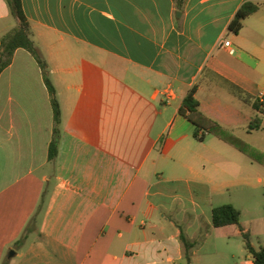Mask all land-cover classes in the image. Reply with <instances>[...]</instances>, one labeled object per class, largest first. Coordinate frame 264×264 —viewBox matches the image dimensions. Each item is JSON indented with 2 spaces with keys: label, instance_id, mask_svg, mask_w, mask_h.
Segmentation results:
<instances>
[{
  "label": "crops",
  "instance_id": "crops-1",
  "mask_svg": "<svg viewBox=\"0 0 264 264\" xmlns=\"http://www.w3.org/2000/svg\"><path fill=\"white\" fill-rule=\"evenodd\" d=\"M177 1L20 0L60 139L49 162L50 96L17 49L0 73V264H214L247 234L214 227L211 212L230 187L264 188V145L249 139L264 114L248 130L254 105L264 113V0ZM248 2L258 10L230 32ZM18 24L0 0V42ZM192 88L257 161L193 137L179 114ZM166 165L187 177L166 178Z\"/></svg>",
  "mask_w": 264,
  "mask_h": 264
},
{
  "label": "trees",
  "instance_id": "trees-1",
  "mask_svg": "<svg viewBox=\"0 0 264 264\" xmlns=\"http://www.w3.org/2000/svg\"><path fill=\"white\" fill-rule=\"evenodd\" d=\"M6 2L12 15L19 21V24L16 29H14L7 36L1 39L0 73L11 63L12 56L17 49H23L27 51L40 67L45 86L50 96L53 110L54 127L52 140L48 148V161L54 162L58 153L60 139L59 125L61 121V114L56 97V91L50 81L47 65L42 59L38 49L31 39L28 23L21 9L20 0H6ZM182 4L183 0L177 1L178 7H181ZM257 10L258 6L256 4L250 2L245 3L237 11L233 21L230 23V32L238 34L242 29V22L246 18L254 14ZM195 93L196 88H192L191 90H189L184 100L182 101L181 107L179 108V114L186 118L194 127L193 137L196 140L202 141L206 134L214 136L215 138L233 147L240 153L246 155L251 160L257 161L259 155L258 152L250 148L240 138L232 135L218 123L200 112L199 104L195 99ZM254 110L256 111V113H259V115H256L250 122L248 126V130L250 131L258 130L260 128V125L262 123V116L264 114L263 111L259 110L255 105ZM199 132H202V134L199 135ZM211 222L212 225L216 228L224 226H236L240 231H242V228L240 226V212L231 205H222L213 208L211 212ZM242 237L246 240L245 248L252 257V264H264V245L259 247L258 250H254L248 242V234H242ZM181 241L184 244L187 253L189 244L184 240L183 236L181 237ZM186 259H189L187 255Z\"/></svg>",
  "mask_w": 264,
  "mask_h": 264
},
{
  "label": "rangeland",
  "instance_id": "rangeland-1",
  "mask_svg": "<svg viewBox=\"0 0 264 264\" xmlns=\"http://www.w3.org/2000/svg\"><path fill=\"white\" fill-rule=\"evenodd\" d=\"M12 20V19H11ZM9 34V33H8ZM7 34V35H8ZM6 35V36H7ZM250 140H254L260 145H264V131L253 134ZM166 178L187 177L186 173L170 169L169 165L163 168ZM231 205L241 212L240 224L248 234V242L255 249L264 245V188L258 187L250 189L247 187H230L224 196H217L213 199V206ZM228 255L223 253L222 257L216 256L214 264H250L249 253L245 249L246 240L242 236L228 238ZM231 255L237 256L231 259ZM229 257V258H228ZM201 264H209L208 260H203Z\"/></svg>",
  "mask_w": 264,
  "mask_h": 264
},
{
  "label": "built area",
  "instance_id": "built-area-1",
  "mask_svg": "<svg viewBox=\"0 0 264 264\" xmlns=\"http://www.w3.org/2000/svg\"><path fill=\"white\" fill-rule=\"evenodd\" d=\"M223 46L226 47V48H228V47L230 46V43H229V42H225V43L223 44ZM229 53H230V54H233V50L230 49Z\"/></svg>",
  "mask_w": 264,
  "mask_h": 264
},
{
  "label": "water",
  "instance_id": "water-1",
  "mask_svg": "<svg viewBox=\"0 0 264 264\" xmlns=\"http://www.w3.org/2000/svg\"><path fill=\"white\" fill-rule=\"evenodd\" d=\"M14 254L13 252H11V255Z\"/></svg>",
  "mask_w": 264,
  "mask_h": 264
}]
</instances>
